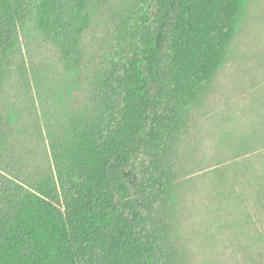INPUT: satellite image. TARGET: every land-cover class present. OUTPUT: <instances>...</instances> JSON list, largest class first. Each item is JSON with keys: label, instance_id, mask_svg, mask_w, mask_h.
<instances>
[{"label": "trees", "instance_id": "1", "mask_svg": "<svg viewBox=\"0 0 264 264\" xmlns=\"http://www.w3.org/2000/svg\"><path fill=\"white\" fill-rule=\"evenodd\" d=\"M245 2L0 0V264H192L186 146Z\"/></svg>", "mask_w": 264, "mask_h": 264}, {"label": "rangeland", "instance_id": "2", "mask_svg": "<svg viewBox=\"0 0 264 264\" xmlns=\"http://www.w3.org/2000/svg\"><path fill=\"white\" fill-rule=\"evenodd\" d=\"M33 57L61 85L52 49ZM205 106L183 162L180 246L192 264H264V0H246Z\"/></svg>", "mask_w": 264, "mask_h": 264}]
</instances>
